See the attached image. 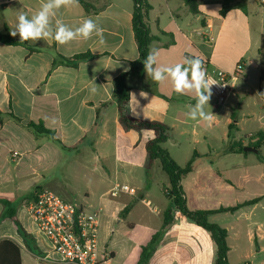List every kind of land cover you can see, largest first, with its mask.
I'll use <instances>...</instances> for the list:
<instances>
[{
  "label": "crops",
  "instance_id": "1",
  "mask_svg": "<svg viewBox=\"0 0 264 264\" xmlns=\"http://www.w3.org/2000/svg\"><path fill=\"white\" fill-rule=\"evenodd\" d=\"M85 1L87 8L78 0L76 6L60 9L58 17L71 27L86 18L94 19L103 30V43L95 35L63 46L44 40L27 41L26 45L0 42V200L9 201L14 210V217H4L6 208L0 201V241L9 239L19 246L22 264H48L42 260L47 250L35 238L25 201L36 189L58 194L61 187L54 183L60 180L62 170L97 174L98 182L125 184L136 193L141 190V198L126 193L117 197L125 207L131 206L126 218L121 212L119 216L125 220L136 211L151 214L154 224L141 220L151 238L161 230L163 213L170 205L163 193L162 197L155 193L159 189L157 175L163 171L159 161L150 163L146 150L154 131L123 126L114 99L115 79L128 73L130 63L140 56L133 31V0ZM199 1L200 13L195 15L182 0H147L151 6L147 23L155 37L150 50L159 51V64L164 66L182 62L186 56L199 57L211 67L233 73L243 63L244 77L232 83L226 103L217 104L212 95L206 111L212 112L213 119L205 124L186 116L189 105L196 103L194 94L178 95L170 80L158 84L146 72L131 75L127 78V113L139 121L166 125L170 130L162 147L180 166H186L195 152L200 155L192 172L183 178V188L185 178L195 175L190 185L199 191L205 190L201 185L208 184L210 191L221 190V195L233 200L206 209L186 195L191 210H216L259 198L252 206L214 214L209 220L219 224L218 216L230 215L251 221L247 240L254 264H264V144L258 153L225 152L235 136L229 135L233 116L237 118L235 133H244L239 140L244 147L264 131V96L258 94L264 93L259 55L264 0H249L245 11L232 9L225 15L221 14V0ZM39 6L40 0H0V34H10L19 14L31 17ZM13 38L20 40L18 35ZM80 54L92 57L75 64L73 58ZM57 55L68 62L55 64ZM31 123H42L61 144L38 137L29 128ZM251 153L257 156L253 160ZM211 158L217 160H207ZM129 225L136 228L133 221ZM227 230L230 264H248L235 257L237 239ZM110 252L112 257L102 264L117 257L115 250ZM215 256L210 234L181 216L164 230L148 264H214Z\"/></svg>",
  "mask_w": 264,
  "mask_h": 264
},
{
  "label": "trees",
  "instance_id": "2",
  "mask_svg": "<svg viewBox=\"0 0 264 264\" xmlns=\"http://www.w3.org/2000/svg\"><path fill=\"white\" fill-rule=\"evenodd\" d=\"M190 9V11L197 15L200 13V1L199 0H182ZM249 0H221L222 9L221 14L225 15L232 9H240L242 11L246 10ZM84 7H88L89 3L85 0H80ZM133 31L135 35V40L139 50V59L131 62V68L128 73L121 74L115 79V92L114 99L118 104L120 111V122L126 128L133 129H149L154 131V137L151 139L147 145L146 150L148 152L150 163L154 161H159L162 171L167 175L169 180V186L166 187L163 192L166 199L169 200L170 205L163 213V224L160 231L156 232L149 243L142 247L140 259L137 264H148L151 257L156 251V248L161 240V236L164 230L174 221V212L176 210L180 211L181 214L190 222L196 224L211 236L212 241L216 245V256L214 259V264H230L228 259V253L230 247L228 245V230L216 223H212L209 217L214 214L219 213H234L239 209L247 206H252L259 202V198L251 199L243 203H239L233 207H221L216 210H201L195 209L191 210L188 207L186 193L182 186L183 178L188 175L193 170L194 163L196 159L200 158V155L195 152L192 159L186 164V166H180L169 154V152L162 147V145L167 141L169 135V128L159 122H143L134 119L127 113V106L130 101V88L127 85L128 76H142L145 73L143 60L147 57L150 51V45L154 41L155 37L151 34L150 28L147 23V18L151 6L147 0H133ZM0 42L7 45H26L27 42L21 43L20 40L14 39L11 34H0ZM260 55V72H261V84H264V35L261 39V45L259 48ZM92 57L90 54H80L73 58L75 64L88 60ZM68 60L57 55L55 64L67 63ZM1 115V112H0ZM237 118L232 117V123L229 125V135L230 138L233 136V131L237 128ZM29 128L38 136H46L51 140L56 141L55 133L49 129H46L44 125L31 123ZM257 140L251 139L248 143L249 147L261 149L264 144V131L258 132L256 134ZM226 153H243L248 154L244 151V144L241 141H233L229 144V147L225 151ZM261 154V153H260ZM260 154L258 156L260 157ZM40 189H36L34 194ZM32 194V195H34ZM1 203L6 208L4 217H14V210L11 208V203L7 200L1 199ZM130 210V207H125L121 211L120 216H124ZM24 234V233H23ZM24 236H26L24 234ZM0 264H22L20 248L17 244L9 239L0 241Z\"/></svg>",
  "mask_w": 264,
  "mask_h": 264
},
{
  "label": "rangeland",
  "instance_id": "3",
  "mask_svg": "<svg viewBox=\"0 0 264 264\" xmlns=\"http://www.w3.org/2000/svg\"><path fill=\"white\" fill-rule=\"evenodd\" d=\"M233 134L235 135L233 141L238 142L240 139H243L244 133H235V131H233ZM233 141H231L230 144ZM250 155L252 160L257 157L253 153ZM207 160L214 161L217 159L211 158ZM157 176L159 181V189H157L155 193L158 194L159 197H162L161 194H164L163 190L166 188L165 186H169V180L167 175L163 172H160ZM194 176L195 175L187 176L184 183V191L192 203H196L198 201L200 206L209 209L220 206L221 204V206H225V204H230V202L233 201L229 197L221 195V193H223L221 190L215 189L210 191L211 186H208V184L206 186L201 185L202 187H205V190L199 191L194 187L193 184V186L190 185L193 181L192 179H194ZM58 177L60 180L54 183L56 186L61 187L60 190L57 191L59 192L58 194H61L63 197H65L68 202L83 206L89 212L98 211L100 213V253L106 257L107 260L112 257L110 252L111 250H115L117 253V257L113 260H110L107 264H137L141 255L142 247L147 245L151 238L150 235L145 233L143 227L141 226L143 224L141 220H150L154 224L156 219L152 217L151 214H145L143 212L136 211L131 217L123 220L119 216V213L125 208L124 203L119 198H112L108 194V191L114 184H112L110 181H105L104 183L98 182L99 175L97 174L84 175L79 172L70 174L66 172V170H62L58 174ZM211 185H213V183ZM198 192L201 194L198 195ZM141 193V190H137L135 196L141 198ZM199 196L201 198H199ZM129 204H131V202ZM11 206L13 207V205ZM129 207L131 206L129 205ZM126 216L127 214H125L123 218H126ZM132 221L136 225L135 229H132V227L129 225L132 223ZM216 222L229 228L233 239H237L238 245L234 250L235 257L240 259L243 258L242 260L248 264H254L255 259L252 255L253 249L247 240V236L251 228V221L236 220L230 215H220L216 218ZM36 235L37 236H35V238L38 241L44 243V248L48 250L50 257L56 258L55 253L50 252L51 247L49 246L47 240L39 233H36ZM22 251L25 253L23 248Z\"/></svg>",
  "mask_w": 264,
  "mask_h": 264
},
{
  "label": "built area",
  "instance_id": "4",
  "mask_svg": "<svg viewBox=\"0 0 264 264\" xmlns=\"http://www.w3.org/2000/svg\"><path fill=\"white\" fill-rule=\"evenodd\" d=\"M207 74L220 84L212 86V93L217 104H224L232 90V83L244 77V64L239 63L233 73H227L211 67L210 62L203 60ZM16 154V153H15ZM121 193L135 195L136 190L125 184H115L108 194L117 198ZM27 213L35 231L49 243L42 260L48 264H102L106 257L99 248L100 213L89 212L83 206L64 200L50 189L42 188L25 201ZM181 216L174 212V221Z\"/></svg>",
  "mask_w": 264,
  "mask_h": 264
},
{
  "label": "clouds",
  "instance_id": "5",
  "mask_svg": "<svg viewBox=\"0 0 264 264\" xmlns=\"http://www.w3.org/2000/svg\"><path fill=\"white\" fill-rule=\"evenodd\" d=\"M77 3L78 0H40L39 9L31 17L24 13L18 15L10 34L13 37L18 35L21 43L44 40L63 46L76 40H90L94 35L101 37L100 42L103 43V30L94 19L86 18L79 26L71 27L58 17L60 9L74 7ZM143 65L147 76L154 82L160 84L170 80L176 94H194L196 103L189 105L186 113L189 119L211 123L213 114L206 111V107L210 106L212 86L220 83L208 76L199 57L186 56L182 62L164 66L159 64V51L150 50ZM93 91L96 89L93 88ZM258 94L264 96V93ZM140 95L147 96V93L141 92ZM133 115H137L134 108Z\"/></svg>",
  "mask_w": 264,
  "mask_h": 264
},
{
  "label": "water",
  "instance_id": "6",
  "mask_svg": "<svg viewBox=\"0 0 264 264\" xmlns=\"http://www.w3.org/2000/svg\"><path fill=\"white\" fill-rule=\"evenodd\" d=\"M244 151L245 152H254V153H258V150L256 148L253 147H244Z\"/></svg>",
  "mask_w": 264,
  "mask_h": 264
}]
</instances>
